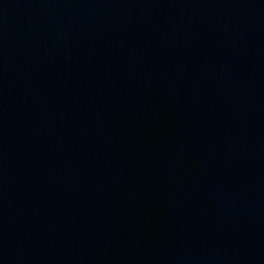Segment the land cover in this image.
Here are the masks:
<instances>
[{
    "label": "water",
    "instance_id": "1",
    "mask_svg": "<svg viewBox=\"0 0 264 264\" xmlns=\"http://www.w3.org/2000/svg\"><path fill=\"white\" fill-rule=\"evenodd\" d=\"M0 264H264V0H0Z\"/></svg>",
    "mask_w": 264,
    "mask_h": 264
}]
</instances>
